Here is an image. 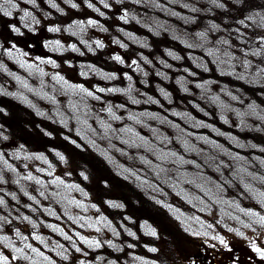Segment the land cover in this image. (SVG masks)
Wrapping results in <instances>:
<instances>
[{
  "label": "rangeland",
  "instance_id": "1",
  "mask_svg": "<svg viewBox=\"0 0 264 264\" xmlns=\"http://www.w3.org/2000/svg\"><path fill=\"white\" fill-rule=\"evenodd\" d=\"M263 6L0 0V264L251 255Z\"/></svg>",
  "mask_w": 264,
  "mask_h": 264
},
{
  "label": "flooded vegetation",
  "instance_id": "2",
  "mask_svg": "<svg viewBox=\"0 0 264 264\" xmlns=\"http://www.w3.org/2000/svg\"><path fill=\"white\" fill-rule=\"evenodd\" d=\"M258 226V225H255ZM253 226L251 235V255L248 257L240 248L233 245L227 246L228 249H213L200 254L203 264H264V234H260V227ZM250 232V231H248ZM223 235L221 236V238ZM249 258L251 260H246Z\"/></svg>",
  "mask_w": 264,
  "mask_h": 264
},
{
  "label": "trees",
  "instance_id": "3",
  "mask_svg": "<svg viewBox=\"0 0 264 264\" xmlns=\"http://www.w3.org/2000/svg\"><path fill=\"white\" fill-rule=\"evenodd\" d=\"M263 2H264V0H262ZM263 9H264V6L262 7ZM259 91H262V93H263V96H264V91L263 90H260V89H257V92H259ZM91 167H93L92 165H90ZM91 172H90V174H92V173H94L95 175H96V171L93 169V170H90Z\"/></svg>",
  "mask_w": 264,
  "mask_h": 264
}]
</instances>
